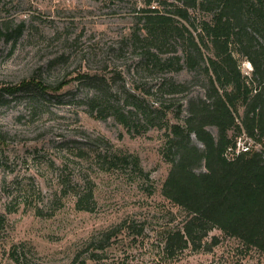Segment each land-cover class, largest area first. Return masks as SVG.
Returning <instances> with one entry per match:
<instances>
[{
    "label": "rangeland",
    "instance_id": "1",
    "mask_svg": "<svg viewBox=\"0 0 264 264\" xmlns=\"http://www.w3.org/2000/svg\"><path fill=\"white\" fill-rule=\"evenodd\" d=\"M143 1L0 0V264L13 262V249L27 264H264L263 252L217 228L201 248L169 256L165 233L188 213L161 193L164 130L135 134L82 103L94 92L83 73L114 75L121 99L129 90L154 107L168 96L164 78L187 82L166 102L169 123L187 95L203 92L187 68L147 70L144 42L132 39ZM35 81L45 94L21 89ZM89 188L92 211L77 209V191Z\"/></svg>",
    "mask_w": 264,
    "mask_h": 264
},
{
    "label": "trees",
    "instance_id": "2",
    "mask_svg": "<svg viewBox=\"0 0 264 264\" xmlns=\"http://www.w3.org/2000/svg\"><path fill=\"white\" fill-rule=\"evenodd\" d=\"M143 2L136 14L141 27L133 31L132 39L144 42L139 55L147 70L187 68L203 92L187 95L186 107L181 103L175 111L179 121L169 123L173 103L166 102L185 90L187 82L164 78L159 94L168 96L165 101L157 99L154 107L129 90L121 99L120 90L113 89L114 75L108 79L83 73L77 79H88L94 92L82 103L90 115L112 116L135 134L151 127L164 130L162 153L170 168L161 193L188 213L182 227L165 233L169 256L190 245L201 248L214 228L247 249L264 253V0ZM238 55L252 64L251 75L242 73ZM31 84V95L46 93L47 86L40 81L23 83L21 89ZM241 136L259 146L233 150L229 158L228 148H235ZM76 196L77 209L92 211V188L77 191ZM217 242L214 236L212 243ZM11 259L10 264H27L14 249Z\"/></svg>",
    "mask_w": 264,
    "mask_h": 264
},
{
    "label": "built area",
    "instance_id": "3",
    "mask_svg": "<svg viewBox=\"0 0 264 264\" xmlns=\"http://www.w3.org/2000/svg\"><path fill=\"white\" fill-rule=\"evenodd\" d=\"M258 147L259 145L256 144L252 139L246 136H241L236 141V147L232 148L229 147L226 154L229 158L234 156L233 150L236 151V153H239L240 151H246L251 149L252 147Z\"/></svg>",
    "mask_w": 264,
    "mask_h": 264
}]
</instances>
